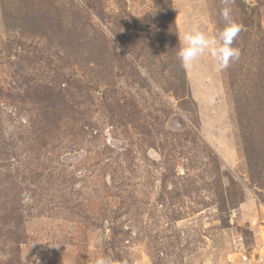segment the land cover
<instances>
[{
  "label": "rangeland",
  "instance_id": "obj_1",
  "mask_svg": "<svg viewBox=\"0 0 264 264\" xmlns=\"http://www.w3.org/2000/svg\"><path fill=\"white\" fill-rule=\"evenodd\" d=\"M224 6L0 0V264H264V0L176 56Z\"/></svg>",
  "mask_w": 264,
  "mask_h": 264
},
{
  "label": "clouds",
  "instance_id": "obj_2",
  "mask_svg": "<svg viewBox=\"0 0 264 264\" xmlns=\"http://www.w3.org/2000/svg\"><path fill=\"white\" fill-rule=\"evenodd\" d=\"M224 7L219 15L223 27L213 34H208L198 26L178 33L179 48L176 56L184 68L191 67L201 56L207 53L217 70H225L240 57V50L234 47V41L239 36L241 25L238 24L228 7L229 0H223ZM94 264H112L111 258L98 257Z\"/></svg>",
  "mask_w": 264,
  "mask_h": 264
},
{
  "label": "built area",
  "instance_id": "obj_3",
  "mask_svg": "<svg viewBox=\"0 0 264 264\" xmlns=\"http://www.w3.org/2000/svg\"><path fill=\"white\" fill-rule=\"evenodd\" d=\"M243 259H244V261L247 262L248 264H253V263H252V258H249V256L244 255V256H243ZM253 262H255V259H254Z\"/></svg>",
  "mask_w": 264,
  "mask_h": 264
}]
</instances>
